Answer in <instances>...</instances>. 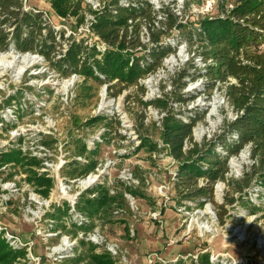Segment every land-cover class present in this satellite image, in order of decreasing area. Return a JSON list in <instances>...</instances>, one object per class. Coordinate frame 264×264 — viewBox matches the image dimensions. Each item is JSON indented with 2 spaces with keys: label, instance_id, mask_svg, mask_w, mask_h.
Wrapping results in <instances>:
<instances>
[{
  "label": "rangeland",
  "instance_id": "1",
  "mask_svg": "<svg viewBox=\"0 0 264 264\" xmlns=\"http://www.w3.org/2000/svg\"><path fill=\"white\" fill-rule=\"evenodd\" d=\"M108 1L100 0L102 6ZM125 1L121 0L122 3ZM172 1L153 0L159 8L164 6L174 11L179 7L182 22L162 37L175 51L163 59L155 72L139 80V85L145 88L139 97L143 100L146 97L147 101L158 96L166 97L168 102H177L184 115L199 116L194 127L205 133L197 143L203 145L215 141L214 150L225 155L217 141L225 121H231L234 115L224 94L229 82L224 85L211 80L207 71L213 63L209 57L199 55L201 43L189 41L186 33L193 31L205 18L228 16L243 0ZM51 2L23 0V8L41 11L49 27L70 35L71 40H83L88 45L104 43L93 29L81 30L84 20L80 18L90 11L83 0L77 10L79 16L73 12L59 16L52 10ZM147 28L142 22L138 37L141 43L150 46ZM46 32L47 29L43 34ZM60 43L63 49L67 41ZM11 49L0 50V158L9 151L8 147L20 145L24 151L49 164L47 173L52 176V186L47 199L40 198V203L47 201L53 205L57 200L62 204L71 199L78 188L69 181L79 175L70 174L80 171L91 158L96 161L92 173L97 176V181L106 183L115 191L124 187L121 182L123 171L131 172L139 181L140 195L134 196L135 206L126 200L121 208L113 207L108 217L93 219L95 226L86 230H97L104 239L101 245H118L121 255L113 258L115 264H147V255L151 253L157 256V264H189L190 259L201 253H208L210 259L220 264H264V186L260 178L254 176L240 196L231 183L228 184L236 179H241L243 184L244 174L252 173L250 148L228 157L229 171L225 179L212 185V202L199 204L203 198L186 197V189L176 187L173 173L177 170V161L169 149L162 146L165 143L161 138V126L153 122V114H148L147 108L135 100L136 86L113 97L105 83L100 84L92 78L85 80L78 75L72 80L74 74L63 77L41 55ZM140 49L137 48V55L143 53L138 51ZM27 54L32 61L26 66L22 58ZM230 80V83L234 82ZM180 94L184 101L178 100ZM215 98L218 106L213 109L211 102ZM139 114L144 116L145 128L141 132L136 130ZM95 116L105 118L98 123H89ZM140 137L156 144L157 150L150 153L145 147L140 148ZM42 142L45 152L41 150ZM82 144L96 154L85 152L78 156ZM36 167H32L34 172ZM14 168L17 174L7 179L10 170L0 165V231L20 236L32 246L28 258L18 257L14 264H38V259L39 264H73L69 260L60 261L58 256L72 254L76 244L66 246V250L58 255L52 250L53 247H63V238L73 234L63 230L62 226L58 225L56 230L54 225L49 226L45 204L41 207L38 202L30 200L35 186L24 180L26 174L19 175V167ZM216 184L222 185L220 194L216 193ZM230 198L235 199L233 204L228 203ZM220 206L227 211L223 222L218 215L222 211ZM254 207L258 209L253 211ZM155 213L156 218L153 217ZM71 220H65L68 229H72ZM49 231H61V234L48 236ZM77 245L78 254L88 251L87 245ZM30 255L37 258L36 261Z\"/></svg>",
  "mask_w": 264,
  "mask_h": 264
},
{
  "label": "trees",
  "instance_id": "2",
  "mask_svg": "<svg viewBox=\"0 0 264 264\" xmlns=\"http://www.w3.org/2000/svg\"><path fill=\"white\" fill-rule=\"evenodd\" d=\"M79 5L80 0L51 2L52 10L59 16L72 12L78 15ZM159 12L162 13L163 19L157 18ZM159 12L148 0H126L125 3L121 0H109L95 12L92 25L95 34L106 44L105 49H99L95 44H84L83 40H71L70 35L49 27L41 11L23 8V0H0V50L12 48L20 53H37L63 77L77 74L85 80L92 78L100 84H107L109 94L113 97H117L124 89L136 86L134 98L140 105L145 107L151 104L167 111L161 121L160 130L163 142L168 145L170 154L178 164L175 185L177 188H184V191L186 189V197L203 198L199 204L212 202V185L217 180L225 179L228 157L239 154L247 145H250L252 173L244 174V185L241 184V179L230 180L228 184L231 183L240 196L254 176H258L264 186V0H243L228 16L205 18L198 22L199 25L195 26L193 31L186 33L189 41L196 40L201 43L202 51L199 55L209 57L215 62L207 71L211 80L223 84L229 82L225 88V96L232 110L237 112V117L225 121L223 132L217 141L218 146L225 150V155L214 150L215 141L203 145L192 143V146L184 151V141H191L192 128L200 117L190 115V122L184 123L172 113L166 97L149 101L139 97V94L145 92V88L139 85V80L155 72L162 65L163 59L175 51L162 37L177 27L179 19L169 7H163ZM80 19L83 21V16ZM142 22L148 26L150 46L139 40ZM10 27L12 30H7ZM45 29L47 32L43 34ZM60 41H67L65 51H62ZM138 47L141 48L138 51L143 52L141 55L136 53ZM97 55L100 58H97ZM230 79L234 82L230 83ZM130 97L131 95L127 98ZM182 97L180 94L178 100L184 101ZM104 118L95 116L89 123H98ZM144 128V116L139 114L136 118V130L141 132ZM140 140V148L145 147L150 153L157 150V145L152 141L142 137ZM85 152L96 154V151L87 150L86 145L82 144L77 154L84 155ZM2 155L1 166L12 163L13 167H19L21 172L26 174L25 180L35 186L38 193L43 196L48 194L52 180L38 176L32 170L33 166L39 165L36 158L24 156L17 149ZM74 163L77 164L76 161ZM95 167L96 161L89 158V162L82 165L80 171L70 175H84ZM7 176L10 178L12 174ZM200 178L206 179L207 183L198 186ZM123 192L133 196L140 195L137 188L128 186L110 194L105 185H97L81 194L76 209L92 219L90 225L77 227L72 224V229H67L66 225L60 223L59 221L68 215L69 207L66 202L56 207L48 216L62 226L63 230L75 235L77 229L93 228V219L108 217L113 207L121 208L126 203ZM94 193L96 196L90 197ZM234 202V198L228 200L229 204ZM219 208H222L218 215L220 222H223L227 211L222 206ZM257 209L254 207L253 211ZM80 245H87L88 251L73 258L74 264L84 260L85 264H115L107 252H96L94 245L84 241H81ZM18 257H25L24 249H12L0 232V264H14ZM189 264L220 263L210 259L208 253H201L198 257L190 259Z\"/></svg>",
  "mask_w": 264,
  "mask_h": 264
},
{
  "label": "built area",
  "instance_id": "3",
  "mask_svg": "<svg viewBox=\"0 0 264 264\" xmlns=\"http://www.w3.org/2000/svg\"><path fill=\"white\" fill-rule=\"evenodd\" d=\"M172 2L174 3L175 0L172 1ZM83 3L88 8H90V11H89L88 14L84 13L82 15L83 16V20H84V26L81 27V30L90 31V29H92L93 22L95 21V15H96L95 12H98L103 6H102V3L100 2V0H83ZM150 3L153 5L154 9L157 10L158 12L164 7V6H162L161 8H159V6L157 4H155L153 2V0H151ZM175 5H176V3H175ZM170 10H171L172 13H174L178 17V19H179L178 22H182L181 20H183V18H182L181 14H180L179 7H176L174 9V11L172 9H170ZM158 14L160 15V17L159 18L157 17V18L158 19H163L162 13L159 12ZM77 16H79V14ZM60 20H62V19H60ZM157 24L158 23H155V25H157ZM147 31H148V33H147L148 42H150L148 28H147ZM95 45L99 49H105V44L104 43H98V44L96 43ZM66 47H67V44H66ZM66 47H64L62 49V51H65ZM11 50H13V49H11ZM97 58H100V57H97ZM210 60H211L210 62H212L213 65H214L215 62L213 61V59L210 58ZM78 76H80V75H78ZM75 77H77V74L73 75L72 80H74ZM224 85H226V84H224ZM105 87H106V85H105ZM224 94H225V91H224ZM156 98H161V97L158 96ZM152 99H155V98H152ZM152 99H149V100H152ZM144 101H147L146 97L144 98ZM168 104H169V107H171L170 110L172 111V113L175 115L176 118H178L179 120H181L184 123L190 122V115H184V111L182 112L181 110L178 109V103L177 102L170 101V102H168ZM145 108H147L148 114H153V117H154V119H153L154 121L153 122L155 124L157 122V124L161 125V121H162L163 117L167 115V111L161 110V109H158V108L156 109V107H154L151 104L145 106ZM236 117H237V112H234V115L232 116V120L235 119ZM199 129H200L199 127H196V126L194 127L193 126L192 133H191V141L188 140V139H185V141H184V144H183V150L184 151L188 150L192 146V143H197L204 137L203 134L205 133V131H202V133H201V132H199ZM41 144H42V146H41L42 149L41 150L43 152H45L46 151V147L43 145L44 144L43 142ZM94 144H95V142H94ZM162 146H166V148L169 149L167 144H162ZM249 147H250V145H247L246 147H244V149L245 148L247 149ZM94 148H96V147H94ZM14 149L20 150L22 152V155H24V156H27V157H30V158H36L39 161V165L35 169L37 175L38 176H44L46 178L52 179V176L49 173H47L48 172L47 167H49V164L47 162L43 163V161H44L43 158L38 157L35 154H31V152L24 151V149H22L20 147V145H18L16 147H8L7 151L8 150L11 151V150H14ZM87 150H89V149L87 148ZM78 156H83V155H78ZM84 162H86V161L84 160ZM87 163H85V164H87ZM11 166H13L12 163L4 165V168L9 169L10 170L9 173L12 174V176L10 178H7V179H12L18 172V171L15 170L14 167H11ZM95 168H94V170H95ZM13 170H15V171H13ZM94 170L88 172L87 174L79 175V177L74 176L69 181V184L70 185L75 184L76 187L78 188V190L75 193V195H73V197L71 199L64 200V202H66L68 204L69 209H68V215L63 217L62 220L59 221L63 225L67 224L65 220H71V218H72L73 221L71 220V224L70 225L75 224L77 227L90 225L92 223V219H90L89 217L85 216L84 214H82L81 212H79L76 209V203L78 202V199H79L80 195L83 194L85 191H87L89 189H92L93 187H95L97 185H105V186H107L109 188L110 194H115L117 192V191L113 190L112 187L108 186L106 183H104L102 181H97V178H96L97 176L92 173ZM9 173H7V175ZM19 175H23L24 176L25 173L20 172ZM173 175H174V177H176V171L173 173ZM91 176H92L91 181H89L88 183H84L85 181L89 180V178ZM25 178H26V175L24 177V180H25ZM121 180H123L121 182H124V183H122V184H124V186H128V187L133 188V189L138 188V186H139V181L136 178L133 177L131 172L123 171L122 175H121ZM206 183H207L206 179L200 178L198 180V182H197V185L198 186H203ZM33 191L34 192H31L30 200L38 202L41 207L43 206V204H45L44 206L47 207V210H45L44 212H45V214L47 216H48L49 213H52L56 207L62 206L63 203H64L63 202L62 204H60L59 201H57V200H55L53 205H51L50 203L47 204V201H43L44 203H40L39 202L40 198L42 200H44V199H47L48 196H43L42 194L38 193L34 189H33ZM123 195H124V198L129 202V204L131 206H135L136 205L135 204L136 203L135 197L131 193L123 192ZM95 196H96V194L94 193L90 197H95ZM156 216H157V213H155V215H153L154 218H156ZM49 218H50V219H48L49 226L53 227V225H54L53 229L56 230V228L58 226L57 222L54 219H52L50 216H49ZM68 226L69 225L67 224L66 227H68ZM91 229H93V228H91ZM79 230H81V231L76 232L75 235H71L70 237L69 236H65L63 238V240H62V244H63L62 246L63 247L57 246V247H53L52 248L53 252L58 255V253L64 252L66 250L65 249L66 246H73V245L76 244V246H74V248H73V253L72 254H68V255H65V256H63V255H59L58 256V258H60V261L63 262L65 260H69V261L72 262L73 258H75L78 255V253L76 252L77 251V246H78L77 244L80 245L81 241H84L86 243H90V244L94 245L95 249H96V252H107L112 258L118 257V256L121 255V254H119V247H118V245L116 243H108L106 245H104V244L101 245V243L104 241V239H103L102 235H100L97 232V230L93 231V232L86 231L85 229H79ZM87 230H90V229H87ZM49 232L50 233H49L48 236H58V235L61 234V231L60 232L59 231H57V232L49 231ZM65 235H67V234H65ZM2 236L6 239V241L9 243V245H10V247L12 249H21V248L24 249L25 257L22 258L23 260H26L28 258V253L29 254L32 253L31 252V248H32L31 244L29 242H24L20 236H17V235H14V234H9V233H3ZM100 248H102L101 251H100ZM97 249H99V251H97ZM30 256L32 257V260L36 261L37 258L33 257L32 255H30ZM58 258H56V260ZM156 260H157V256H154V254L151 253V254L147 255V264H155L157 262ZM38 264H39V259H38ZM78 264H80V263H78Z\"/></svg>",
  "mask_w": 264,
  "mask_h": 264
},
{
  "label": "bare ground",
  "instance_id": "4",
  "mask_svg": "<svg viewBox=\"0 0 264 264\" xmlns=\"http://www.w3.org/2000/svg\"><path fill=\"white\" fill-rule=\"evenodd\" d=\"M10 55V54H8ZM2 57H5V56H2ZM22 61L25 63V65L27 66L31 61H32V58L30 56V54H27L25 55L23 58H22ZM211 105H212V108L213 109H216L217 106H218V101L216 100V98L211 102ZM200 132V131H199ZM242 158V157H241ZM233 165L236 167L237 164L235 161H233ZM92 179V176L89 178V180L85 181L84 183H88L89 181H91ZM221 189H222V185L221 184H218L217 187H216V193L217 194H220L221 193Z\"/></svg>",
  "mask_w": 264,
  "mask_h": 264
}]
</instances>
